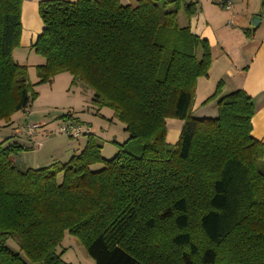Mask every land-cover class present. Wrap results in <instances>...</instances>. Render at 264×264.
Segmentation results:
<instances>
[{"label":"trees","instance_id":"trees-1","mask_svg":"<svg viewBox=\"0 0 264 264\" xmlns=\"http://www.w3.org/2000/svg\"><path fill=\"white\" fill-rule=\"evenodd\" d=\"M132 1L39 3L37 84L71 73L130 137L108 159L87 132L80 153L27 169L15 159L29 147L0 141V264H71L58 252L65 232L95 264H264V140L252 135L253 97L222 95L219 82L204 101H217V116H194L213 60L208 40L178 23L196 2ZM22 5L0 0V127L38 95L28 65L13 57ZM169 118L184 121L176 144Z\"/></svg>","mask_w":264,"mask_h":264},{"label":"rangeland","instance_id":"rangeland-1","mask_svg":"<svg viewBox=\"0 0 264 264\" xmlns=\"http://www.w3.org/2000/svg\"><path fill=\"white\" fill-rule=\"evenodd\" d=\"M190 2L191 0H185ZM214 3V2H213ZM249 6L259 17L262 16L264 24V0H240L239 5ZM182 8L178 23L181 27L190 26L193 16H188ZM198 9V7H197ZM231 11V10H230ZM23 48H21L22 50ZM17 48L13 51V57L19 60ZM22 52L25 64L28 65L29 81L36 84L34 89L38 92L36 99L27 110L16 112L9 123L0 127V141L12 140L29 147L23 155H19L15 162L21 169L28 167L37 168L36 163L46 166L50 159H59L65 154L70 157L78 154L85 147L87 135L73 138L60 132V128L67 122L91 127L93 134L102 145L101 153L105 158L114 157L120 150V144L128 140L130 134L125 130L124 123L115 117L113 109L96 103L95 92L84 81L73 82V75L69 72L57 74L53 79L44 83H38L39 75L35 58H43L32 48ZM69 116V117H67ZM211 117V116H208ZM38 123L35 136L26 134L28 123ZM90 132V131H89ZM18 133L19 135H16ZM14 137V138H13ZM41 138L42 145L35 141ZM13 141V140H12ZM102 163L91 166L93 170L102 168ZM43 167V166H40ZM13 250H18L17 242L8 241ZM62 258L71 264H95V260L89 255L86 247L72 234L65 232L63 241L58 247Z\"/></svg>","mask_w":264,"mask_h":264},{"label":"crops","instance_id":"crops-1","mask_svg":"<svg viewBox=\"0 0 264 264\" xmlns=\"http://www.w3.org/2000/svg\"><path fill=\"white\" fill-rule=\"evenodd\" d=\"M41 1L43 0H23L22 35L20 46L17 48L19 51L17 52L18 62L22 64L26 62L25 54L23 55L22 51L32 48L44 28L39 14ZM121 1L129 3V0ZM192 1L196 2L198 11L193 16L191 29L208 40L213 59L208 76L198 79L193 104L194 116H217V101L213 100L208 103H204V101L215 91L219 82L222 83V95L243 89L253 97L256 107L252 119V135L259 140H264V24L262 16L259 24L252 27V16L255 13L247 5L243 7L241 4L240 6V0H232L231 11L217 6L213 0H191L190 2ZM180 13L182 14L181 11L179 15H181ZM21 48L23 49L21 50ZM32 50L34 49L32 48ZM35 60L38 65L45 62L44 58H35ZM3 124L6 123L2 122L1 126ZM183 125L184 121L180 119H167V140L169 143H177ZM87 128L93 133L91 127ZM16 135L19 134L16 133ZM40 139L39 141L35 139L39 146L42 145ZM68 152L69 155L65 154L59 159H50L47 165L56 161H67L71 154L70 151ZM23 153L21 154L23 155ZM36 164L34 166H38L37 168L44 166L38 162Z\"/></svg>","mask_w":264,"mask_h":264},{"label":"built area","instance_id":"built-area-1","mask_svg":"<svg viewBox=\"0 0 264 264\" xmlns=\"http://www.w3.org/2000/svg\"><path fill=\"white\" fill-rule=\"evenodd\" d=\"M213 2L225 9V10H232L233 8V2L232 0H213ZM39 127L38 123H28L26 125V134L29 136H33L34 133L36 132V129ZM60 132L64 133L67 136L73 137V138H79L80 136L84 135L85 133L89 132V129L79 125V124H74L71 122H67L63 127L60 128Z\"/></svg>","mask_w":264,"mask_h":264},{"label":"water","instance_id":"water-1","mask_svg":"<svg viewBox=\"0 0 264 264\" xmlns=\"http://www.w3.org/2000/svg\"><path fill=\"white\" fill-rule=\"evenodd\" d=\"M260 21H261V17H259L258 15L254 16L251 21L252 27H256Z\"/></svg>","mask_w":264,"mask_h":264}]
</instances>
